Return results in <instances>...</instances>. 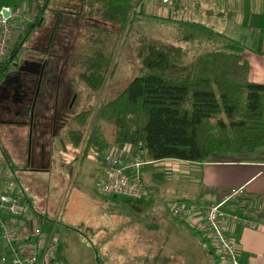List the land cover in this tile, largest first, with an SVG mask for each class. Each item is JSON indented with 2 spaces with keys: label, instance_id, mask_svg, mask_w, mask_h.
Instances as JSON below:
<instances>
[{
  "label": "rangeland",
  "instance_id": "1",
  "mask_svg": "<svg viewBox=\"0 0 264 264\" xmlns=\"http://www.w3.org/2000/svg\"><path fill=\"white\" fill-rule=\"evenodd\" d=\"M196 1L172 0L163 5L160 0H143L131 22L118 26L86 15L91 13L95 0H0V11L18 8L35 14L39 7L44 8L41 26L30 31L28 49H46L55 54L65 66L62 85L71 82L72 93L76 95L72 112L65 110L63 120L57 119L54 133L45 129L39 115L29 130L0 127V193L14 194L23 204L24 219L53 233L56 257L66 264H143L144 259L148 261L145 264H161L162 259L163 264H198L197 257L203 264H215L209 254L210 243L188 223L170 214V205L179 200L171 192V180L167 178L179 177L178 173H172L171 168L163 171L166 183L162 185L164 181L154 179L152 165H145L139 174L147 190L146 198L137 201L125 196H102L97 187L104 177L100 170L101 156L89 152L84 155L82 150L71 146L66 136L73 113L95 111L145 73L142 51L151 42L181 47L186 63L233 42L228 33L224 36L215 33L217 24L208 23L209 30H201L199 15L192 16L191 12L201 9L191 8L188 14L185 10L187 4L188 8L195 7ZM233 25V20L227 23L226 32ZM89 37L93 44L88 43ZM90 47L102 51L106 60L101 69L103 85L98 90L90 89L77 77L81 72L77 65L79 56ZM29 136L35 165L40 160V144L48 142L46 161L48 154L52 159L41 171L27 168ZM183 165L190 178H200L202 165L189 162ZM182 181L191 182L185 176ZM191 185L179 190L191 193L193 197L189 199L199 204L197 194L203 188L195 182Z\"/></svg>",
  "mask_w": 264,
  "mask_h": 264
},
{
  "label": "trees",
  "instance_id": "2",
  "mask_svg": "<svg viewBox=\"0 0 264 264\" xmlns=\"http://www.w3.org/2000/svg\"><path fill=\"white\" fill-rule=\"evenodd\" d=\"M142 1L95 0L96 8L91 6L86 15L126 26L138 14ZM43 10L38 8L37 21L26 35L32 26H41ZM91 37L88 43L93 44ZM148 45L142 51L143 75L95 111L85 109L70 117L66 136L73 148L84 155L101 156L104 169L105 155L112 147H131L150 162L198 164L219 155L264 149V85L250 82L249 65L237 42H227L225 47L188 63L179 46L164 42ZM79 57L78 79L90 89H100L104 81L101 69L106 65L102 51L86 48ZM3 157L8 163L5 153ZM103 182L97 183L99 193ZM174 204L195 206L180 201ZM178 221L190 225L189 221ZM144 260L143 264L148 262Z\"/></svg>",
  "mask_w": 264,
  "mask_h": 264
},
{
  "label": "crops",
  "instance_id": "3",
  "mask_svg": "<svg viewBox=\"0 0 264 264\" xmlns=\"http://www.w3.org/2000/svg\"><path fill=\"white\" fill-rule=\"evenodd\" d=\"M187 2L188 0H186ZM191 8L201 9L198 12L192 9L191 12L192 16L199 15L202 31L209 30L206 27L208 23L214 26L217 24V29L213 28L218 36L228 33V38L242 47L243 58L249 65L250 82L264 85V0H197L195 7L188 8L187 4L185 9L187 14ZM231 20L234 25L229 29L230 31L226 32L227 23L231 24ZM221 23H226V26L223 27ZM210 33H214V31L211 30ZM133 151L136 153L135 149ZM187 163L164 160L150 162L146 165H152V174H155L154 176H157L158 180L164 181L162 172L168 171L170 168L172 173L176 172L180 175L167 178V180H171V192L177 196V200L180 202L194 204L189 199L193 197L191 193L180 191L191 187L193 182L203 188L197 194L198 200H196L200 203L194 204L199 211L206 210L211 204L218 203L222 192L244 187L246 195L243 198L223 205L222 209L229 217L225 223V231L237 246L240 264H264V149L236 156L219 155L205 163H193L194 166L202 165L201 176L196 179L190 178L189 174L183 171L186 168L183 164ZM103 169L102 161L101 176ZM183 176L191 182L182 181ZM165 183L164 181L162 185ZM232 218L236 221H231ZM244 221L252 222L255 226L247 227L243 224ZM198 222H200V218L189 223L194 229ZM194 230L198 232L196 229ZM145 237L146 234L142 235L143 240ZM209 247L210 256L214 259L215 264H218L212 252V246ZM197 258L199 259H197L198 264H203L201 258Z\"/></svg>",
  "mask_w": 264,
  "mask_h": 264
},
{
  "label": "built area",
  "instance_id": "4",
  "mask_svg": "<svg viewBox=\"0 0 264 264\" xmlns=\"http://www.w3.org/2000/svg\"><path fill=\"white\" fill-rule=\"evenodd\" d=\"M168 5L172 0H160ZM5 17L0 11V68L13 55L19 42L23 39L30 25L37 21V12H21L20 9H5ZM123 154H128L126 158ZM106 168L103 172L104 182L100 186L103 196H125L141 200L147 190L139 174L148 161L134 153L133 148H110L104 158ZM244 187L224 192L220 201L211 204L206 210L199 211L188 204L170 205L171 215L181 221L196 220L195 228L203 240L210 243L218 264H240L239 253L235 243L225 231L229 219L223 211V205L243 198ZM231 221H236L232 218ZM247 227L255 224L244 221ZM57 243L52 233L44 231L41 226L24 219V207L18 198L9 194H0V264H66L56 257Z\"/></svg>",
  "mask_w": 264,
  "mask_h": 264
},
{
  "label": "flooded vegetation",
  "instance_id": "5",
  "mask_svg": "<svg viewBox=\"0 0 264 264\" xmlns=\"http://www.w3.org/2000/svg\"><path fill=\"white\" fill-rule=\"evenodd\" d=\"M29 38L30 32L24 35L13 55L0 68V127H27L29 130L35 116L39 115L45 122V129L54 133L57 119L63 120L65 110L72 112L76 95L72 93L71 82L69 85L61 83L65 66L61 65L60 59L46 49H28ZM31 137L26 149L27 168L43 170L52 159L48 154L49 160L46 161L45 146L48 142L40 144V160L35 165L31 159Z\"/></svg>",
  "mask_w": 264,
  "mask_h": 264
},
{
  "label": "water",
  "instance_id": "6",
  "mask_svg": "<svg viewBox=\"0 0 264 264\" xmlns=\"http://www.w3.org/2000/svg\"><path fill=\"white\" fill-rule=\"evenodd\" d=\"M2 14H3V16H5V17H6V16L8 15V12H7V10H5V9H4V10H2ZM33 28H34V26H32V29H33ZM29 137H30V136H29Z\"/></svg>",
  "mask_w": 264,
  "mask_h": 264
}]
</instances>
